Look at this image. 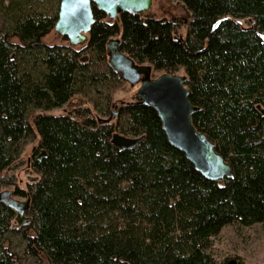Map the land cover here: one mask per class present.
I'll return each instance as SVG.
<instances>
[{"label":"trees","instance_id":"1","mask_svg":"<svg viewBox=\"0 0 264 264\" xmlns=\"http://www.w3.org/2000/svg\"><path fill=\"white\" fill-rule=\"evenodd\" d=\"M177 1L190 16L184 36L178 20L109 19L92 5L78 48L44 40L60 0H0V188L29 196L31 217L16 226L0 202V264H214L209 239L223 226L264 223V0ZM112 37L154 72H183L192 122L231 177L196 170L138 96L116 103L125 81L108 63ZM113 132L143 137L120 149ZM35 138L36 177L23 188L9 170Z\"/></svg>","mask_w":264,"mask_h":264},{"label":"water","instance_id":"2","mask_svg":"<svg viewBox=\"0 0 264 264\" xmlns=\"http://www.w3.org/2000/svg\"><path fill=\"white\" fill-rule=\"evenodd\" d=\"M152 2L153 0H60L53 29L66 37L68 44L80 45L86 41L87 33L95 21L92 5L103 11L109 19H113L123 11L150 15L146 12ZM107 55L109 65L121 79L130 85L138 84L136 96L156 111L169 143L181 150L196 170L211 180L221 181L232 176L230 163L215 149L214 142L192 122V114L198 107L189 99L184 74L161 72L152 76V65L138 63L123 52L118 37L107 41ZM113 116L112 113L106 118H99V121H109ZM142 137L143 135L128 136L113 132L111 142L120 149H127L136 146ZM0 202L15 211L16 226H27L30 223L31 217L27 214L29 196L25 200H19L14 196L13 189H3L0 190ZM229 264L238 263L232 259Z\"/></svg>","mask_w":264,"mask_h":264},{"label":"rangeland","instance_id":"3","mask_svg":"<svg viewBox=\"0 0 264 264\" xmlns=\"http://www.w3.org/2000/svg\"><path fill=\"white\" fill-rule=\"evenodd\" d=\"M146 13L154 16H165L173 21H180L181 25L177 28V34L179 36L185 35L186 23L190 16L188 10L180 1L153 0L150 9ZM239 21L244 26L249 23V19L245 18ZM44 40L48 43L68 44L67 38L57 33L54 29L44 36ZM81 46L82 44L76 45L78 48ZM159 73L161 72L152 71V76H156ZM179 74H183V72L180 71ZM137 88L138 84L130 85L125 82L114 94L116 103L132 100L136 97ZM74 101L75 103L79 102V97H76ZM62 111H64L63 108L51 110L53 113ZM36 150L37 139L29 140L24 146L18 164L9 170V173L14 176L16 184L20 187L26 188L28 183L32 182L36 177V172L31 168V158ZM3 189L13 188L10 185H5L0 188V190ZM14 196L19 200H25L26 198L17 194H14ZM13 243L14 249L22 254L23 242H21L19 235H15ZM208 249L213 255L214 264H229L232 259H235L238 264H264V223H255L249 226L236 223L227 224L209 239ZM44 264L48 263L44 261Z\"/></svg>","mask_w":264,"mask_h":264}]
</instances>
